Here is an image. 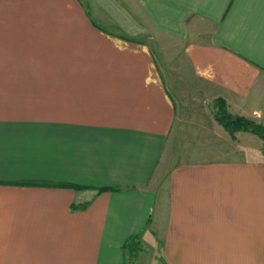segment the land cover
<instances>
[{
	"label": "crops",
	"instance_id": "obj_1",
	"mask_svg": "<svg viewBox=\"0 0 264 264\" xmlns=\"http://www.w3.org/2000/svg\"><path fill=\"white\" fill-rule=\"evenodd\" d=\"M217 100L264 125V0H0V264H264Z\"/></svg>",
	"mask_w": 264,
	"mask_h": 264
},
{
	"label": "trees",
	"instance_id": "obj_2",
	"mask_svg": "<svg viewBox=\"0 0 264 264\" xmlns=\"http://www.w3.org/2000/svg\"><path fill=\"white\" fill-rule=\"evenodd\" d=\"M214 106L216 109L214 113L215 118L230 135H233L234 133L241 131L251 132L264 142V125L256 124L242 117H235L230 115L227 112L226 106L222 100L215 101ZM106 190L108 191L114 189L108 188V189H103L101 191H106ZM130 254L131 252L129 253V257Z\"/></svg>",
	"mask_w": 264,
	"mask_h": 264
},
{
	"label": "rangeland",
	"instance_id": "obj_3",
	"mask_svg": "<svg viewBox=\"0 0 264 264\" xmlns=\"http://www.w3.org/2000/svg\"><path fill=\"white\" fill-rule=\"evenodd\" d=\"M166 40V39H165ZM165 42V46L168 48V51H166V52H163L164 54H166L165 55V58H166V64L168 65V67H171V68H174V65L176 66V68L177 69H184L185 67V64H184V62L181 60V58H179L178 57V50H181V46L180 45H178V44H175V43H169L167 40L166 41H164ZM164 57V56H163ZM170 57H172V58H174L175 59V62L174 63H172L171 61H170ZM162 69L163 68H165V66L164 65H162V67H161ZM170 68V69H171ZM163 72L165 73V71H164V69H163ZM170 81V87L172 88V86L174 85L175 87H177V84H182L183 83V85H181L180 86V89L183 91V93H184V89H183V87H184V80L183 79H177V83L176 82H174L173 80H169ZM181 90H175V88L173 87L172 88V92L174 93V94H176V92L178 93L179 91H181ZM214 107V108H213ZM212 108L214 109V111H216V109H215V106H213ZM135 257H136V255L134 254V253H131L130 254V263L132 264V263H134V261H135Z\"/></svg>",
	"mask_w": 264,
	"mask_h": 264
}]
</instances>
